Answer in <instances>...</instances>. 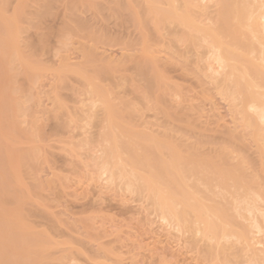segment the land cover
I'll return each instance as SVG.
<instances>
[{"label": "rangeland", "instance_id": "1", "mask_svg": "<svg viewBox=\"0 0 264 264\" xmlns=\"http://www.w3.org/2000/svg\"><path fill=\"white\" fill-rule=\"evenodd\" d=\"M26 1L25 5L29 7L24 6L22 8L23 14L20 13L22 15L18 14L17 17V23L19 22L18 27L21 29H19V33L17 34V47L19 48H17V51L15 49L12 52L13 54L10 55L14 59L12 60V65L15 69L12 68L13 66H11V70L9 68L5 70L2 66L0 67V140L4 139V141L1 140L0 155L1 157L3 155L4 157L6 156L5 158L2 157V159H6L5 161H7L10 159V156L30 150L35 153L38 151L36 153L38 157L34 160L35 167L33 170L30 169L31 172L26 173L27 171H22L21 174L18 175L15 182L17 185L13 184L12 187H9V185L1 183V192L6 193L10 191V189L14 190L18 198L17 200L25 209L29 223L33 227L36 223V228L34 230L47 232L54 237L53 239L51 237L52 240L58 243L61 242L64 248L67 246L69 249H72L75 252L77 260L80 261V263L78 262L77 264H117V262H119L118 264H224L221 263V261H214V257L213 259L210 258V255H206L202 247L199 246L203 242V233L201 231L195 230L193 232H187L178 230L168 222L166 223V221L159 217L160 215L157 212L148 209L151 205L149 203L147 204L148 201L143 196L139 198L136 193L126 191L125 189L121 191V188L117 185L119 183L118 180L114 182L109 181L111 184L109 185L107 177H105L107 174L105 175L103 173L102 176V173L97 171L98 165L93 162L95 158V162L97 163L96 156L100 153L99 150L102 149V147L98 145L104 147L106 143L102 135L104 136L105 133L109 131V126L111 135L119 136L118 138L122 139L125 138L124 136H126V134V137H128L132 132L136 131L142 136L141 138L146 136L149 139L148 141L156 147L164 140L165 136L163 135H165L164 133H166L167 129L173 132L176 125L179 128L188 129L187 131L181 130V128L175 129L179 130L173 133H176L173 136L176 139V143L179 141V144L183 142L181 146L187 147L186 145L183 146V144L191 142L190 140H194L195 138V140L198 139L200 141L202 149H204L205 146L207 152H214L216 149L214 150L213 145L217 148L216 145L218 146L220 143H224L230 132L236 129L238 131L240 130V128H238V123L240 121L231 107H229L230 103L228 99H224L225 97L223 95L221 97V94H219V92L217 93L215 90L217 88L214 89L213 86L215 85L206 79L205 76L200 75L201 78H197L198 75L194 72L196 65L192 63V58L194 57L190 60L192 62L187 63L190 67L192 66V71L183 69L185 65L182 58H178V60H181L183 66H179V61H177V63L170 55H166V53H169L167 48H165V46L164 48L161 47L165 50L163 52L157 45V38L159 37H155L156 33L153 31V23H150L151 25L148 26V30L146 31V28L141 26L142 24L138 19L135 7L132 6V3H129L126 8H120L117 7L118 5L115 0ZM44 1H47L50 5ZM205 1L209 2V0ZM13 2L9 0L7 5L10 7L6 5L7 15L9 16L14 15L13 13H16L18 8V0L17 2L13 0ZM212 2L210 0L212 5L210 3H207V5L209 12L213 10L211 12L214 13L217 10V5H215L216 3H214L213 0ZM10 3L11 5H9ZM44 4H47L45 7H50V11H48L49 8L44 9L48 11L47 13L50 12L49 16L46 11L43 12L47 15L45 13L44 15L42 13L43 16L37 14L39 11L40 13L42 12V6H44ZM161 5L162 3L160 6L157 4L158 7L164 8L165 5ZM210 5L213 8H210ZM113 12H115V15ZM34 14H37L36 17L40 18H36L39 21L35 19ZM131 17L133 21L130 19ZM76 18L81 19L83 22L79 19L76 20ZM79 21L84 25H79ZM169 30H175V27L172 25V28ZM152 34L154 36H152ZM165 35L163 41H167L168 44L169 35L168 33H165ZM145 36H147V38L149 37V43H153L150 45L154 47V51L161 50L160 52L162 54L159 51L158 53L160 54L153 52L157 54L155 58L152 52L149 53L148 50L146 52L143 44ZM153 37H155V39H153ZM149 39L152 40V42ZM178 46L179 45H177V48H179V50L184 49V45H180L181 47ZM137 56L139 57L137 58ZM22 57L25 61L27 60L29 62H25ZM169 57L171 59L170 61L168 59ZM140 58L148 61L150 65L149 68L151 67L148 72L149 74L154 72V77H160V82L156 80V82H159V86L161 84L160 87L164 88L167 84L173 87V90L169 91L170 93L167 94L168 96L166 95L167 100L160 102V108L156 106L150 108L148 106L150 109L147 110V106L144 107L143 105L144 100L141 99L144 90L143 87L145 86L143 84H148V82H145L147 77L145 76L146 78H144V75L142 76V74L139 73L140 71L138 68H135L138 67L137 61ZM166 59L168 62H166ZM133 60L136 61L133 62ZM171 61H174L175 64ZM169 62H171V68L166 65ZM181 62L180 65L182 64ZM15 63L16 66L14 65ZM163 63L165 64L163 65ZM81 64L82 66L85 65L81 67ZM107 64L113 65L116 68L115 74L112 75L113 82L111 81L112 76L110 77L104 72L109 67ZM57 68L58 70H53ZM62 68L64 70H62ZM187 68L189 69L188 66ZM66 70L71 71L67 72ZM75 70L82 71L84 74H82V72L79 73V71L76 73ZM80 74L82 76H80ZM190 74H193L194 77ZM116 75H120V78H117L121 79L119 81H123V83L120 82V88H116L114 83V81L116 84L119 83ZM88 77L90 78L88 79ZM106 77H108L110 81ZM163 78L167 84L163 81ZM203 79L205 80L203 81ZM162 81L164 83H162ZM206 81L207 83L203 84V82ZM64 82H67V85H64ZM197 82H200V85ZM208 82L210 84H208ZM123 87L124 89H122ZM86 88L88 92L90 88H92L91 90L94 92H89V94H91L89 95L87 90H85ZM94 88H96L98 93H96L97 91ZM118 89H120V91L122 89V91L117 92ZM83 90H85V92ZM99 94L103 96V99L98 97ZM207 94L210 95L207 96ZM92 95L93 97H91ZM175 95L177 96L176 98ZM104 96L108 101H106V103L104 101L106 99ZM185 97L187 100H185ZM151 98V104L157 102V94H153ZM124 99L136 102L135 104L140 102L139 106L134 105L135 107H139L138 109H140L141 113H137V116L134 114V117L130 115V117H127L125 114L121 116L117 109L119 107L118 105L122 104L120 102ZM100 100H102L103 105ZM9 101L11 107L7 105ZM97 101L99 102L97 103ZM166 101L168 102L166 103ZM172 101L174 102V106H171ZM89 102L90 104L93 103L94 106L93 104L90 105ZM3 103H5V105H3ZM95 103L100 104L97 105L98 107H95ZM117 103L120 104L116 105ZM181 104H185V106ZM58 105L61 106L59 107ZM189 106H192L191 109ZM93 107L96 108L97 111L94 110ZM182 107L185 111L182 110ZM196 107L198 112L197 109H195ZM9 108H11V110ZM78 108H81L83 111L85 110L84 113ZM187 108H189V111L186 110ZM142 109L145 111H142ZM193 110H196L195 112L198 114L192 113L194 112ZM94 111L96 112L95 115ZM62 112H66V114ZM185 112H187V114ZM85 113H87L86 116ZM168 113L172 116H169ZM173 114L175 116H173ZM75 115L82 116H80V120H78V116L76 117ZM93 115L95 117H92ZM178 115L182 116V120L179 119L181 116L179 117ZM122 117H125L124 120ZM94 118L96 120H94ZM113 118L121 121L120 126L125 124V127L126 124H128L131 127H127L128 125L126 128H122L123 126L119 127V121ZM88 119L93 122H88ZM193 119H196L195 121L197 123H195ZM64 120L66 121L65 123ZM68 120L70 121L68 122ZM81 120L82 122H80ZM165 125L166 127L169 125V128L166 129V127H164ZM104 126H106L107 130L105 129L106 132L102 134V131H105L103 130L105 128ZM182 131H185L186 135H182V133H184ZM139 134L134 132L131 137L139 138ZM87 135L89 136L87 137ZM179 135H181L180 137H188L187 135H189L192 139L186 142L187 138H180ZM96 136V140L92 141V143L88 140L90 139L89 137L93 140ZM221 136L223 139L225 138L224 141L221 139ZM99 137L102 139L99 140ZM208 137H211V140H208ZM204 138V144L207 142L210 148H206L208 144H202ZM252 139L253 138L250 136H246L244 140L247 141H240L237 145L238 147L241 145L240 147L242 149H246L242 152L252 160L251 164L253 167L259 169L262 165L261 159L257 149V143ZM83 140L87 141L84 142ZM193 140L192 142L197 143ZM100 141L103 142V145L99 144ZM78 142L79 144H77ZM212 142H214V144L210 145ZM216 142L218 143L216 144ZM226 142H228V140ZM80 143L85 144L83 145L84 147H88L81 148L83 146H81ZM245 143L248 146H246ZM2 144L4 149L2 148ZM211 146H213L212 148L214 151ZM92 148L93 154H91ZM87 149L91 150L89 151ZM86 152L87 154L89 152L91 153L87 155L85 154ZM96 152L99 153L96 154ZM37 159L38 162H36ZM38 168H40L39 171H36ZM89 169L92 170V173ZM98 173L103 178H100ZM33 177L37 178L33 179ZM54 181L56 184L53 183ZM4 188H6V190H4ZM262 206H264V202ZM31 212H35L36 215L35 213L31 215ZM256 218L258 220L260 219L257 214H246L237 217L239 221L245 224L253 222ZM54 224L56 225L55 227ZM50 226H52V228ZM56 228L58 229L56 230ZM253 235L256 242L259 241L260 243L258 242L252 247L254 250L257 248L264 252V231L257 232L255 230ZM72 238H75V240ZM232 238L233 237H230V239ZM190 240H195V242L191 243ZM212 240L208 242L210 244L213 242L214 245V240L217 239ZM246 242L247 241L240 242L241 245L239 246H243L242 243ZM216 243L217 241H215V245ZM246 249L249 248L247 247ZM257 249L255 251H257ZM93 251H96L97 253L95 252V254L97 255H95ZM77 255H79L78 257L80 258H78ZM241 263L254 264L250 259L246 258V256L241 260Z\"/></svg>", "mask_w": 264, "mask_h": 264}, {"label": "bare ground", "instance_id": "2", "mask_svg": "<svg viewBox=\"0 0 264 264\" xmlns=\"http://www.w3.org/2000/svg\"><path fill=\"white\" fill-rule=\"evenodd\" d=\"M8 1L9 0H0V67L2 66V68L5 70H8V68L11 70L12 68H14V66L12 65V60L14 59L10 55L13 54L12 52L15 49L17 51L18 50L17 48H19L17 47L18 46L17 34L19 33V29H20V27H18L19 22L17 23L18 14L22 13V8L24 6L29 7L25 5L27 2L26 0H18L19 4L16 13H13L14 15L9 16L7 15V8H6L8 6L7 5ZM115 1L117 2L118 5L117 7L120 8L122 7L126 8V6H128L129 3H132L133 4L132 6L135 7V12L137 13L138 19L142 24L141 26L143 28H146V31L148 30V26L153 23L152 24L153 31L156 33L155 37L156 36L159 37L157 38L158 44L157 43L156 44L160 48L161 47L164 48L165 46V48H167V51L169 52L166 53V55L168 56L170 55V57L174 59L175 62L179 61L178 58L180 59L182 58L183 63L185 65L183 69L186 70L193 69L192 66L190 67L187 63L192 62L190 60L192 57H194L192 58L193 59L192 63L193 64L195 63L196 65L194 72L198 75L197 78L200 79L201 78L200 75L205 76L206 79H208L212 84L215 85L213 87L214 89L217 88L215 89L216 92L217 93L219 92V94H221V97L223 95L225 97L224 99H228L230 103L229 107H231L232 111L238 116V120L240 121L238 123L239 124L238 128H240V130L238 131L236 129L235 131L230 132L228 134V137H226V140L225 138L223 139V137L221 136L222 137L221 139H223V141L225 140V142L222 144L220 143L219 144L220 146L216 145L217 148H215V145H213L214 147L211 146V148L213 147L214 150L216 149L214 151L212 148L214 152H209V151L207 152L205 146H204L205 150L202 149L201 143L198 139L195 140L194 138V140L197 142L194 143L192 142L193 139L189 137V135H187L189 138L185 136L187 138V141L186 140L185 141L188 142V140L192 139L190 140L191 142L183 144V146L186 145L187 147L181 146L183 143L182 141H181L182 143L180 144H179L180 141L176 143L175 141L176 139L173 137L176 134V133L173 134L174 131L175 132L179 131V130H175L176 128H179L176 125H175V129H173V132L172 130L170 131L169 129H167L169 128V125L168 127H166V125L164 126L167 129L166 133H164L165 135H163L165 136L164 140L161 142L160 145H157L156 147H154L155 145H152L148 141L149 139L146 136L141 138L142 136L136 131L134 132L139 134L140 136L139 138L131 137V135L134 133L132 132L130 136L126 137L127 136L126 134V136H124L125 138L121 139L118 138L119 136L111 135L110 126L108 128L109 131L105 133L107 128L106 126H104L105 128L103 130L105 129L106 130L102 131V134L103 132L105 133L104 136L102 135V138L104 137L103 140L108 144L104 142L105 143L104 147L98 145L99 147H102V149L99 150L100 153L96 152V154L99 153L98 156H96L97 163L95 162V158L93 162L98 165L97 171H100L102 173V176L103 173L105 175L107 174V176L105 175L104 176L107 177V181L109 185H111L109 181L114 182L118 180L119 183L117 185H119L121 191L125 189L126 191L138 194L139 198H141L140 196H143L145 199H147L148 201L147 204L149 203L153 208L152 209L149 206L148 209L157 212L160 215L159 217H161V219L166 221V223L168 222L176 229L184 230L187 232H193L195 230L201 231L203 233V242L199 246L202 247L206 255L208 256L210 255L209 256L210 258L213 259L214 257L213 259L214 261H219V262L221 261V263L224 264H242L241 260L246 256V258L250 259L254 264H264V252L258 250L257 248H255V250L257 249V251H255L254 248L252 247L254 246V244L259 242V241L256 242V240L254 239V235H253L254 231L255 230L257 232L264 231V208H263L264 206H262L264 202V169H263L264 167L263 165L264 163V0H213L214 3H216L215 5H217V10L214 13H212L211 11L213 10H211L210 12L212 14L209 12L207 5V3H210V0L209 2H206L205 0H115ZM10 2H13V0L12 1L10 0ZM161 3L162 5L163 4L165 5L164 8H160L157 6V4L160 6ZM9 5H11V3ZM46 5L45 4L44 6L40 5L42 6L43 10L41 9L42 12L40 13L39 11V13L37 14H41V16H43L45 13L43 11H46V13L50 11V7L48 6L45 7ZM211 5L210 8H213L211 7ZM44 9H48V11ZM122 10H127V9H122ZM49 13H47L48 16L50 15ZM113 13L115 15V12ZM36 15H35V19L38 18L36 17ZM132 17L130 18L131 20ZM77 19L79 18H76V20ZM81 22L83 21L81 20ZM78 23L79 25H84L80 23V21ZM172 25L173 27H175V30L170 31L169 29L172 28ZM165 33L166 34L168 33L169 35L168 44L167 41H163L164 37L166 36ZM147 36H145L143 41L144 48L146 49V52L148 50L149 53L150 52L153 53L155 52L154 47L151 46L153 43H149L148 41L149 37L147 38ZM152 36L154 35L152 34ZM155 37H153V39H155ZM150 41L152 42V40ZM177 45L179 46L184 45V49L180 48L181 50H179V48H177ZM158 51L160 52L161 50ZM158 51L156 50L155 53H158ZM164 51L165 50H163V52ZM153 55L155 56V58L157 57V54L153 53ZM138 57L139 56H137V58ZM170 57L168 58L169 61L171 60ZM23 60L25 61L24 58ZM135 61L133 60V62ZM174 61L171 62L174 63ZM166 62H168L167 59ZM171 62L166 64L169 66V68H171L170 67ZM180 62L181 60L179 61V63L177 62L179 66H183V63L181 62L182 64L180 65ZM137 63H138V67L135 68H138V70L140 71L139 73H141L142 76L144 75V78L147 77L145 79L146 80L145 82H148V84L146 83L147 85L143 84L145 86L143 87L144 90L141 95L142 96L141 99L144 100V102L141 100L143 102L144 107L147 106L146 107L147 110H149L153 106L160 108L161 105L160 102L167 100L166 95L170 93L169 91L173 90V87L170 84L168 85L164 80V78L163 81H165L167 85L164 88L160 87L161 84L159 86L158 83L160 82L159 81L160 77L159 76H158L159 78L154 77L153 76L154 72L153 73L151 72V74L148 73L151 67L149 68L150 65L146 59L140 58L138 59ZM164 64L165 63H163V65ZM14 65L16 66V63ZM11 66L13 67L11 68ZM83 66L81 64V67ZM108 66H106L108 68L104 72H106L108 76L111 77L112 75L115 74L116 68L113 65H108ZM187 66L189 67V69L187 68ZM53 70L54 71L58 70V68ZM62 70L64 69L62 68ZM69 71L71 70H68L67 72ZM78 71L79 70H77L76 73ZM80 72L82 71H79V73ZM82 74L84 73L82 72ZM80 76L82 75L80 74ZM119 76L116 75V78ZM191 76H193V74ZM89 78L90 77H88V79ZM111 79H112L111 81L113 82V76L111 77ZM119 80L121 79H118L119 82V83L117 82L118 84H116V82L114 81L116 88H120L121 83H123V81L121 82ZM126 80L125 82L127 83ZM156 80H158L159 82L158 81L156 82ZM204 80L205 79H203V81ZM163 81L162 83H164ZM200 82L197 83L200 85ZM66 83L67 82H64V85ZM205 83H207V81L203 82V84ZM208 84L210 83L208 82ZM87 88L85 90H87L88 92L89 88L88 89ZM91 89L92 88H90L89 92L93 93L94 91ZM94 89L96 90V88ZM122 89H124V87ZM85 90L83 91L85 92ZM118 91L121 92L120 89H118L117 92ZM96 93H98V91ZM100 94L98 97L102 98L103 96H100ZM153 94L155 95L157 94V102L155 103L153 102V104H151L150 100L152 99L151 97ZM176 95L175 98L177 97ZM208 95L210 94H207V96ZM91 97H93V95ZM104 98L106 97L104 96ZM185 100H187L186 97ZM100 101L103 105L102 100ZM104 101L106 103L107 98ZM168 101H166V103ZM98 102L99 101H97V103ZM97 103H95L96 104L95 107H98L97 105L100 104ZM120 103H117L116 105L120 104L118 105L119 107L117 110L118 113L121 114V116L125 114L127 117L129 115L134 117L135 115L137 116V113L140 112V109H138L139 107H137L139 106L140 102L135 104L136 102H131L127 99H124ZM173 103L174 102L172 101L171 106L172 105L174 106ZM134 104L137 106L135 107ZM3 105H5V103H3ZM7 105H10V101L9 104ZM82 105L84 104L82 103ZM181 105L185 106V104H181ZM58 106L60 107L61 105ZM148 106L150 108H148ZM189 107L191 109L192 106ZM197 107L195 109H197ZM9 109L11 110V108ZM93 109L96 110V108L94 107ZM144 109H142V111ZM188 109L189 108H187L186 110ZM79 110L83 111L81 110V108ZM182 110H184V108ZM195 111L194 112L190 111V112L198 114L197 113L198 109L197 112ZM83 113L82 115L84 116ZM185 113L187 114V112ZM63 114H66V112H64ZM86 114L87 113H85V116ZM95 114L96 112L94 111V115ZM94 115L92 117H95ZM168 115L172 116L170 113H168ZM80 116H78L77 118L78 120H80L79 118ZM173 116L175 115L173 114ZM181 118L182 116L179 119ZM94 120L96 119L94 118ZM195 120L194 122L197 123ZM69 121L70 120H68V122ZM91 121L92 120L89 121L88 119V122L91 123ZM65 122L66 121L64 120V123ZM80 122H82V120ZM120 122L121 121L118 122L119 127L123 126L122 128H126V126L128 125L126 124L125 127H124L125 124L120 126L121 125ZM127 127H131V126L128 125ZM181 130H186V129L181 128ZM182 132H184L182 133V135L183 134L186 135L185 131ZM88 136L89 135H87V137ZM180 136L181 135H179V137ZM246 136L247 137L250 136L251 138H253L252 140L256 141L257 143V149L259 151L261 164L263 165V166L261 165V168L259 169L257 168L258 170L255 169L251 164L252 160L242 152L245 151L246 149L244 148L245 149L244 150L240 147L241 145L239 147L237 145V143H239L240 141L242 142L247 141L244 140V138L246 139ZM185 137L184 139H186ZM89 138L91 140L90 139L88 140L91 141L92 143V141L96 140L97 136L94 137L95 139L93 138V140L91 137ZM102 138L99 137V140ZM210 138L208 140H211ZM1 140L4 141V139ZM1 140H0V146H1ZM227 140L228 142H226ZM83 141L85 142L87 140H83ZM101 141L99 142V144L103 143ZM203 141L204 142H202V144L205 143V138ZM217 143L218 142H216V144ZM77 144H79V142ZM206 144L208 143L206 142ZM211 144H214V142L210 143V145ZM83 145L85 144L82 143L81 146ZM88 146H89V142H88ZM87 147L83 146L81 148H87ZM208 147L209 144L208 146H206V148ZM2 148H3V144H2ZM203 150L206 151L207 153L204 152ZM37 152L38 151H36V153ZM36 153L30 150H28L27 152L25 151V152L17 153L14 156H10V159L7 161H5L6 159L5 160L2 159V157L5 158L6 156L4 157L3 155L1 157L0 155V186H2L1 183L2 184L5 183L9 185V187H12L13 184H16L15 182L18 178V175H20L22 171H27L26 173L31 172L30 169L33 170L35 167L34 160L38 157ZM89 153L87 154L86 152L85 154L89 155ZM93 153L94 152L92 148L91 154ZM36 162H38V159ZM91 168L93 169L92 166ZM39 169L40 168H38L36 171H39ZM90 172L92 173V170ZM102 176L100 175V178ZM35 178L37 177H33V179ZM35 183L38 184L37 182ZM53 183H55V181ZM63 183L66 184L65 182ZM4 190H6V188H4ZM17 199L18 198L14 190L10 189V191H7L6 193L1 192L0 190V264H77L78 262L80 263V261L77 260L75 252L72 249H69L66 245H65L66 247L64 248L61 242L60 244L52 240L54 237H52L49 233L44 231L34 230L36 228L35 227L36 223L34 227L31 226V224L27 219V214L25 213L24 207H22L21 203ZM35 212H31V215H33ZM246 214L249 215L257 214V216L260 217V219L258 220L256 218L253 222L247 224L237 219V217L239 216L241 217ZM55 224L54 227L56 226ZM52 226L50 227L52 228ZM57 229L58 228H56V230ZM53 230L55 231L54 228ZM230 237H233L232 238L233 240L230 239ZM72 239L75 240V238ZM212 239H217L214 240V245L213 242H211V244L208 242L209 240L211 241ZM215 241H217L216 245H215ZM244 241H247L246 242L247 244L242 243L243 246H239L241 245L240 242H244ZM190 242L194 243L195 240H190ZM247 247L249 249H246ZM93 252L95 254L96 251ZM78 256L79 255H77V257ZM118 263L119 262H117V264Z\"/></svg>", "mask_w": 264, "mask_h": 264}]
</instances>
